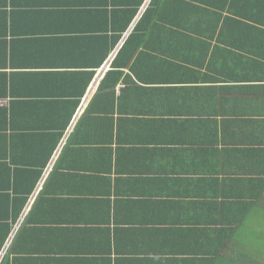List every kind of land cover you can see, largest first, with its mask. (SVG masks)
Returning a JSON list of instances; mask_svg holds the SVG:
<instances>
[{
    "label": "crops",
    "instance_id": "obj_1",
    "mask_svg": "<svg viewBox=\"0 0 264 264\" xmlns=\"http://www.w3.org/2000/svg\"><path fill=\"white\" fill-rule=\"evenodd\" d=\"M152 1L109 52L104 31L127 25L114 17L131 0H0V112L13 109L12 129L0 114V264H263L264 0H242L223 45L196 25L201 0H158L146 23L185 43L164 58L196 47L204 68L172 85L127 68L99 92ZM143 102L161 108L135 115Z\"/></svg>",
    "mask_w": 264,
    "mask_h": 264
},
{
    "label": "trees",
    "instance_id": "obj_2",
    "mask_svg": "<svg viewBox=\"0 0 264 264\" xmlns=\"http://www.w3.org/2000/svg\"><path fill=\"white\" fill-rule=\"evenodd\" d=\"M145 1L146 0H138V1L131 0V2L128 5L132 7H137V9L132 10L131 8H127L122 12L115 13L114 18L116 20H119L117 23L120 24L121 22H124L125 20H127V23H126L127 25L119 26V27L116 26L117 29L121 33L114 26H112L110 30L108 29V31H104L105 33H108L112 30L113 34L115 35V38H114L115 41L112 46V49L108 48L109 47V42H108L109 37L108 36L103 37V46L105 47V49H109L106 51L111 52L113 49L117 47L123 35L128 31L129 25H131L134 22V20H136L138 16V10L139 8L143 6L142 3H144ZM241 2L242 0H233L230 3V6L232 7L237 6V7L231 12L227 13V15L225 16L224 10L220 8L219 5L223 3H227V0H201L200 10L196 15H194L197 17V20H198V23L196 25H198L200 29L207 31L208 32L207 36H210L213 38L216 35L219 36L218 43H221L223 45V43H225V40L221 41V38L224 37L225 35L228 36L229 38L234 37L233 34L238 31L237 26L240 25V22H237L239 21L238 19H241V20L244 19L243 16L236 13V9L238 7H241ZM120 4L121 3L118 0L117 5H120ZM208 4H211L212 8ZM157 5H158V0H153L149 8L150 11L148 9L147 12H145L143 17L141 18V20H139V22L137 23V27L135 28L133 33L129 36L128 40L122 47L117 59L115 60L112 66V70L108 73V75L105 76V78L101 82V88L99 92H103L101 89H103L105 85H109L110 83H115V89H117L116 85L122 82V79L125 76L124 70H127V68L131 69L132 76L134 77L136 82L142 85H150V83H160V84H165V85H172L174 82H182V83L188 82L189 77L186 72L187 70L186 68H188V65L190 63H192L190 64V66L197 64L196 69L198 70H202V68H204V63L207 58H204L202 62L192 61V57L197 54V50H199L200 48L187 47L186 50L193 51L194 54L192 56L188 52H185L183 53L181 57L164 58L165 56L169 55L170 50L181 49V46L185 43H178V42L166 43L164 42L165 38L168 36L169 30L167 28L158 26L157 24L149 25L148 23H146V21H149L151 19V15H153L152 9L154 7H157ZM169 6H171V4H169L166 8H168ZM202 6H204L205 8L207 7L208 9H205ZM211 10H214L215 13L210 12ZM160 17H162V19H160ZM158 18L160 19V21L165 20L163 19L165 17H163V15H160V14L158 15ZM168 18H169L168 20H172L170 19L171 17H168ZM230 21H231V24L236 23V22L237 23L234 25H231V28H229L230 25L228 24L230 23ZM220 25H221V31L219 33L218 30H219ZM181 29L183 30L184 28H181ZM185 30L190 31V32L198 31V29L194 28L193 26L189 28H185ZM228 30H230L231 32ZM176 33L178 35L184 36V34H182L181 32H176ZM180 44L182 45L180 46ZM207 48H208L207 52H209V47ZM217 48L219 49L218 46ZM213 52H214L213 54L216 55L218 54L219 51L214 50ZM137 53L138 55L136 56ZM100 62L101 63L99 65L97 64V68L90 69L92 70L91 73H84V72L78 73V74H81L79 75L80 79L84 77L85 79H87L84 82L88 84L91 83L96 75V71L99 70L100 65H102L105 62V58L100 60ZM222 69L218 71L217 73H220L221 75H223ZM82 74H88V75H82ZM132 76H128L129 78L128 82H133ZM182 76L185 78L184 80L181 79ZM199 76L200 74H196V80L194 81H197ZM143 93H146V92H140L141 96L143 95ZM49 103L50 102L43 103V104H37L35 105L37 109L31 108V107H27L26 109L29 114H35L37 112H40L41 110L47 109ZM61 108L64 109L65 104L62 105ZM160 108L161 107L159 106H154L151 110L143 102V105L137 108L135 115L137 114V112H140L143 114L147 110H150V111L146 112L145 115L156 114ZM167 109H169V113L174 114V115L177 114V112H175L173 108H169L167 106ZM0 114L4 116V119H6V121L10 122V124L9 122L8 124H9V127L12 129L13 124L11 122L13 119V109H10V110L3 109L1 110ZM159 114H160L159 116H164V114L167 115L166 112H161V111L159 112ZM177 116L178 115H176V117ZM63 123L67 125L68 121L63 120ZM133 123L136 126V124L138 123V120L134 119ZM8 124H6V126ZM251 183H252V189H254L259 186L260 181L259 183H257L256 181H253ZM239 185H241L242 191L245 192L244 196L250 197L251 199H256L257 195H253L250 193L251 188L246 179L240 180ZM232 205L237 206L238 208H243L244 213H245L254 204H252L251 202H248V203H234ZM242 221L243 220L240 219L238 224L241 225ZM262 259H263V264H264V256H262Z\"/></svg>",
    "mask_w": 264,
    "mask_h": 264
},
{
    "label": "rangeland",
    "instance_id": "obj_3",
    "mask_svg": "<svg viewBox=\"0 0 264 264\" xmlns=\"http://www.w3.org/2000/svg\"><path fill=\"white\" fill-rule=\"evenodd\" d=\"M262 230H264V228H261V231H262ZM262 256H264V255L260 254V255H258L257 257H259V259H260ZM256 264H260L259 260L256 261Z\"/></svg>",
    "mask_w": 264,
    "mask_h": 264
},
{
    "label": "built area",
    "instance_id": "obj_4",
    "mask_svg": "<svg viewBox=\"0 0 264 264\" xmlns=\"http://www.w3.org/2000/svg\"><path fill=\"white\" fill-rule=\"evenodd\" d=\"M4 106H6V101H1L0 100V107H4Z\"/></svg>",
    "mask_w": 264,
    "mask_h": 264
},
{
    "label": "water",
    "instance_id": "obj_5",
    "mask_svg": "<svg viewBox=\"0 0 264 264\" xmlns=\"http://www.w3.org/2000/svg\"><path fill=\"white\" fill-rule=\"evenodd\" d=\"M111 61H112V60H111ZM110 64H111V62L109 61V63L105 65V68H104V69H105V70H108V69H109V66H110Z\"/></svg>",
    "mask_w": 264,
    "mask_h": 264
},
{
    "label": "clouds",
    "instance_id": "obj_6",
    "mask_svg": "<svg viewBox=\"0 0 264 264\" xmlns=\"http://www.w3.org/2000/svg\"><path fill=\"white\" fill-rule=\"evenodd\" d=\"M2 101V100H1ZM6 103H7V101H6Z\"/></svg>",
    "mask_w": 264,
    "mask_h": 264
}]
</instances>
